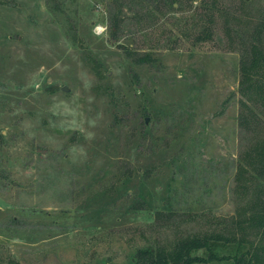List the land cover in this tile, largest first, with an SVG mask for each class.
<instances>
[{
  "label": "rangeland",
  "instance_id": "obj_1",
  "mask_svg": "<svg viewBox=\"0 0 264 264\" xmlns=\"http://www.w3.org/2000/svg\"><path fill=\"white\" fill-rule=\"evenodd\" d=\"M58 1L0 0V264H128L153 238L228 236L264 200L257 173L234 177L258 134L237 86L264 0Z\"/></svg>",
  "mask_w": 264,
  "mask_h": 264
},
{
  "label": "trees",
  "instance_id": "obj_2",
  "mask_svg": "<svg viewBox=\"0 0 264 264\" xmlns=\"http://www.w3.org/2000/svg\"><path fill=\"white\" fill-rule=\"evenodd\" d=\"M150 1L155 5L157 0ZM165 1L172 5L173 0ZM45 2L50 11H61L60 1L45 0ZM112 19L114 20V17L110 18V24L114 22ZM257 31L248 32L243 42L239 55L240 78L237 88L243 96L240 104L244 111L239 113L240 120L243 124L248 120L256 122L258 127L255 128L258 134L254 142L248 144L243 157L245 162L237 166L235 180L240 177L253 180L254 173L264 179V49L259 28ZM69 36L71 41L75 42L74 32L70 31ZM248 101L254 103L257 109L250 107ZM154 212L160 211L156 209ZM234 227L240 234L237 239L233 236ZM224 228L228 236L219 231L191 232L174 239L169 246L153 238L134 249L128 264H192L194 262L207 264L211 259H231L232 264H264V200L259 194L254 193L250 196L235 216L231 215V226L228 228L227 225ZM246 232L255 236L254 239H247L244 236ZM226 243L229 244L230 251L220 254L219 249L225 247Z\"/></svg>",
  "mask_w": 264,
  "mask_h": 264
},
{
  "label": "water",
  "instance_id": "obj_3",
  "mask_svg": "<svg viewBox=\"0 0 264 264\" xmlns=\"http://www.w3.org/2000/svg\"><path fill=\"white\" fill-rule=\"evenodd\" d=\"M62 89H64V86H62ZM146 120V119H145ZM5 214V211L0 210V217H2Z\"/></svg>",
  "mask_w": 264,
  "mask_h": 264
}]
</instances>
